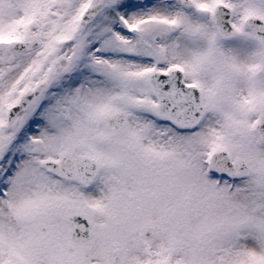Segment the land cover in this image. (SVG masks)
Returning a JSON list of instances; mask_svg holds the SVG:
<instances>
[{
  "label": "snow or ice",
  "instance_id": "1",
  "mask_svg": "<svg viewBox=\"0 0 264 264\" xmlns=\"http://www.w3.org/2000/svg\"><path fill=\"white\" fill-rule=\"evenodd\" d=\"M0 264H264V0H0Z\"/></svg>",
  "mask_w": 264,
  "mask_h": 264
}]
</instances>
